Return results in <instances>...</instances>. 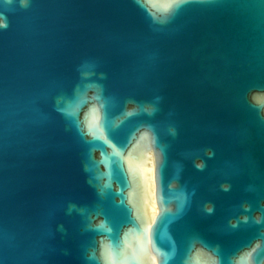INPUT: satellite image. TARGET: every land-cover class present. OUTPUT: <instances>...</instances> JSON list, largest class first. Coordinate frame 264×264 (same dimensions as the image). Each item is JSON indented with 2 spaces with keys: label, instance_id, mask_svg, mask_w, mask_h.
<instances>
[{
  "label": "water",
  "instance_id": "obj_1",
  "mask_svg": "<svg viewBox=\"0 0 264 264\" xmlns=\"http://www.w3.org/2000/svg\"><path fill=\"white\" fill-rule=\"evenodd\" d=\"M166 2L0 0V264H264V0Z\"/></svg>",
  "mask_w": 264,
  "mask_h": 264
},
{
  "label": "clouds",
  "instance_id": "obj_2",
  "mask_svg": "<svg viewBox=\"0 0 264 264\" xmlns=\"http://www.w3.org/2000/svg\"><path fill=\"white\" fill-rule=\"evenodd\" d=\"M25 2H26V0H25ZM145 2H147V0H145ZM184 2H186V0H167V2L163 5V7L165 9H172L174 7H179ZM0 26H6L3 19H0ZM202 166H203L202 164L198 165V167H202ZM153 188H154V181H153ZM153 195H154V193H153ZM159 211H160V209L158 207H156L155 204L153 203V212L151 214L150 222L147 225L149 233L151 232L152 226L156 223V217L159 214ZM209 211H211L210 208H209ZM149 243L151 244V239H149ZM152 264H161V262L159 261V259L156 256H153L152 257Z\"/></svg>",
  "mask_w": 264,
  "mask_h": 264
},
{
  "label": "bare ground",
  "instance_id": "obj_3",
  "mask_svg": "<svg viewBox=\"0 0 264 264\" xmlns=\"http://www.w3.org/2000/svg\"><path fill=\"white\" fill-rule=\"evenodd\" d=\"M153 163H152V159H151V162L150 164L147 166V178L149 179V185H150V194H151V197H152V201H151V204H150V212L152 214L153 212V203L155 204V206L157 207V204H156V201H155V197L153 195L154 193V188H153Z\"/></svg>",
  "mask_w": 264,
  "mask_h": 264
}]
</instances>
